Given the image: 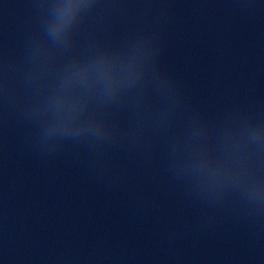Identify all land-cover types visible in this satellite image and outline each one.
<instances>
[{"label": "water", "instance_id": "water-1", "mask_svg": "<svg viewBox=\"0 0 264 264\" xmlns=\"http://www.w3.org/2000/svg\"><path fill=\"white\" fill-rule=\"evenodd\" d=\"M0 264H264V0H0Z\"/></svg>", "mask_w": 264, "mask_h": 264}]
</instances>
